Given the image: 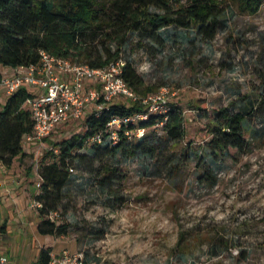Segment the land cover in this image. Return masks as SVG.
I'll use <instances>...</instances> for the list:
<instances>
[{
    "label": "rangeland",
    "instance_id": "374dc122",
    "mask_svg": "<svg viewBox=\"0 0 264 264\" xmlns=\"http://www.w3.org/2000/svg\"><path fill=\"white\" fill-rule=\"evenodd\" d=\"M227 5V26L214 40L197 29L170 28L165 47H143L134 38L125 51L154 90L149 95L166 88L168 102L183 107L187 139L161 142L154 156L107 158L104 164L122 175L111 192L77 166L53 221L69 226L67 233L42 236L26 183L38 192L39 163L49 141L82 133L84 120L62 126L54 139L32 145L29 157L18 160L13 193L0 203V227L7 220L9 229L0 236V256L32 264L43 247H51L55 255L86 250L128 264H264V7L249 16L239 12L238 0ZM249 102L256 104L246 123L250 149L213 159L206 149L208 121L199 109L237 112ZM123 103L132 104H112ZM146 135L158 139L161 128ZM114 193L123 201L113 202ZM236 249L240 254L234 257Z\"/></svg>",
    "mask_w": 264,
    "mask_h": 264
},
{
    "label": "trees",
    "instance_id": "16d2710c",
    "mask_svg": "<svg viewBox=\"0 0 264 264\" xmlns=\"http://www.w3.org/2000/svg\"><path fill=\"white\" fill-rule=\"evenodd\" d=\"M262 5L263 0H238L239 12L249 16L257 15ZM228 9L227 0H0V78L2 68L38 64L43 50L92 68L107 67L123 58L124 79L145 97L154 90L146 86L134 63L125 57L132 39L137 38L143 47L147 44L163 48L168 42L164 31L175 28L197 29L198 34L211 41L227 26ZM30 97L29 90L21 89L0 107V167L10 169L27 157L24 138L34 130L31 112L25 108ZM131 103L109 104L85 117L82 133L49 141L50 147L39 163L41 185L35 195V200L43 205L37 227L40 235L61 237L67 233L69 226H57L45 218L64 205L66 189L76 176L71 169L84 167L97 177L103 191L111 192L122 175L104 164L107 158L118 154L127 158L154 156L161 142L174 145L187 139L185 111L180 105L169 103L165 113H153L143 104ZM255 105L249 102L237 112L231 108L199 109L201 117L208 121L210 139L206 149L213 159L235 158L250 149L246 123ZM136 114L146 115L147 119L140 120L137 126H128L133 139H128L126 128H122L118 139L112 140L109 123ZM158 128L162 131L158 139L146 135ZM138 130H145L140 138L136 135ZM98 137L101 142L93 140ZM98 162L101 166L96 168ZM111 198L113 202L123 201L116 193ZM6 230L4 222L0 234ZM52 254L51 247H43L39 259L32 264H51Z\"/></svg>",
    "mask_w": 264,
    "mask_h": 264
},
{
    "label": "built area",
    "instance_id": "2783aa9c",
    "mask_svg": "<svg viewBox=\"0 0 264 264\" xmlns=\"http://www.w3.org/2000/svg\"><path fill=\"white\" fill-rule=\"evenodd\" d=\"M264 7V0L262 8ZM126 61L121 58L103 68H92L89 65L72 62L56 57L47 51L40 52V62L28 67L8 68L0 78V107L7 97L21 89H27L32 94L25 108L31 112L34 130L24 138L23 147L27 149L36 143L54 139L56 132L65 125L82 121L88 113L101 111L115 100L123 99L147 106L150 112L165 113L167 111L169 91L163 88L155 95L141 96L135 92L124 79ZM4 89V92L1 90ZM147 116L136 114L126 118L114 119L109 123L111 139L116 141L119 131L126 128V136L133 139V131L128 126H137L140 120ZM145 130H138L137 137H142ZM101 142V138L93 139ZM72 175H77L71 169ZM41 179L37 183L40 191ZM1 188V185H0ZM8 193V192H7ZM6 193V194H7ZM3 196L0 190V198ZM42 204L36 200L32 208L41 209ZM59 212L48 215L55 221ZM240 251H233V256H239ZM0 264H15L6 255L0 256ZM51 264H128L124 259L116 261L107 257L91 255L86 250L78 252L64 251L61 255L52 254Z\"/></svg>",
    "mask_w": 264,
    "mask_h": 264
},
{
    "label": "crops",
    "instance_id": "0c3cea01",
    "mask_svg": "<svg viewBox=\"0 0 264 264\" xmlns=\"http://www.w3.org/2000/svg\"><path fill=\"white\" fill-rule=\"evenodd\" d=\"M9 69H6V68H2V72H5V71H8ZM3 105V104H2ZM31 146L30 147H27V149H24V151H25V153H27V157H29V154L31 153ZM27 157H25L23 160H26L27 159ZM17 164H19L18 163V161H16L15 163H14V165H13V167L12 168H10V169H8V168H6V167H3V166H1L0 167V185H1V188H0V190L2 191V193H3V196L0 198V203H1V201L3 200V199H5V196H7V195H9V194H12L13 193V189H12V185L18 180V176L19 175H14V170H15V168H16V165ZM39 180V179H38ZM37 180V181H38ZM28 183H32L31 182V179L29 180L28 179V181H27ZM36 182V181H35ZM37 183L38 182H36L35 183V188L37 187ZM29 188V190H30V193L32 194V196H35V195H37L38 194V192H36V194H33V192H32V189H33V187L34 186H29L27 183H26V188ZM8 192V194H6ZM21 191H18V189H17V194L18 193H20ZM5 222H8L7 220H5ZM8 231H9V229H8V223H7V230H6V233L4 234V235H6V234H8ZM2 234H0V236H1ZM12 259V258H11ZM13 260V259H12ZM14 261V260H13ZM15 263V262H14Z\"/></svg>",
    "mask_w": 264,
    "mask_h": 264
}]
</instances>
